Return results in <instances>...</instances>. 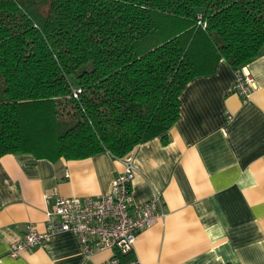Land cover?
<instances>
[{
  "label": "trees",
  "instance_id": "16d2710c",
  "mask_svg": "<svg viewBox=\"0 0 264 264\" xmlns=\"http://www.w3.org/2000/svg\"><path fill=\"white\" fill-rule=\"evenodd\" d=\"M262 47L264 0H0V158L166 144L185 86Z\"/></svg>",
  "mask_w": 264,
  "mask_h": 264
},
{
  "label": "crops",
  "instance_id": "0c3cea01",
  "mask_svg": "<svg viewBox=\"0 0 264 264\" xmlns=\"http://www.w3.org/2000/svg\"><path fill=\"white\" fill-rule=\"evenodd\" d=\"M254 88L245 102L221 60L189 82L167 134L135 147L131 196L158 198L163 216L138 234L140 264H264V47L247 66ZM230 117V119H228ZM123 164L103 152L56 162L31 154L0 158V264H106L109 251L84 257L71 232L17 258L10 244L27 224L45 229L54 199L108 192Z\"/></svg>",
  "mask_w": 264,
  "mask_h": 264
},
{
  "label": "built area",
  "instance_id": "2783aa9c",
  "mask_svg": "<svg viewBox=\"0 0 264 264\" xmlns=\"http://www.w3.org/2000/svg\"><path fill=\"white\" fill-rule=\"evenodd\" d=\"M234 72L231 91L245 102L254 88V80L246 66ZM117 160L124 169L114 178L107 193L86 197L57 196L46 214L45 229L39 231L34 224H27L22 238L10 244L9 256L17 258L55 234L71 232L84 257L109 251L112 255L106 264H140L134 252L138 234L151 227L163 212L158 198L140 205L133 203L131 184L135 168L131 153Z\"/></svg>",
  "mask_w": 264,
  "mask_h": 264
}]
</instances>
